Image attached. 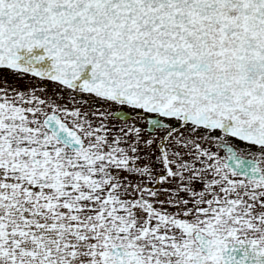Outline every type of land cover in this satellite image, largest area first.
<instances>
[{
	"label": "snow or ice",
	"instance_id": "snow-or-ice-1",
	"mask_svg": "<svg viewBox=\"0 0 264 264\" xmlns=\"http://www.w3.org/2000/svg\"><path fill=\"white\" fill-rule=\"evenodd\" d=\"M0 264H264V0H0Z\"/></svg>",
	"mask_w": 264,
	"mask_h": 264
}]
</instances>
